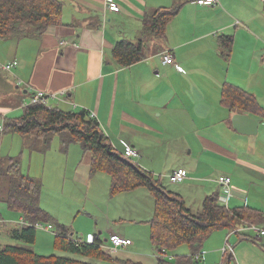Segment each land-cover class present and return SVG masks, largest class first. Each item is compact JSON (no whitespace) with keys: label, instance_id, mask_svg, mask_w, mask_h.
I'll return each instance as SVG.
<instances>
[{"label":"crops","instance_id":"1","mask_svg":"<svg viewBox=\"0 0 264 264\" xmlns=\"http://www.w3.org/2000/svg\"><path fill=\"white\" fill-rule=\"evenodd\" d=\"M63 1L62 24L51 26L38 37L20 41L0 39V45L4 44L0 59L20 60L7 81L10 79L16 88L22 89L25 103L30 102L29 96L36 89L66 91L65 100L52 102L95 112L113 145L120 151L129 145L135 147L140 152L137 159L140 165L153 173L162 186L180 194L193 211L202 208L209 194H219L222 201L220 176L225 174L232 178L229 207L248 205L264 212V115L252 109L232 110L222 101L224 85L231 82L255 95L264 107V0H220L216 5H202L197 0H116L121 6L119 11L109 9L106 0ZM174 6H178V11L170 19L166 34L162 37L147 34L144 58L120 66L113 57L117 42L138 40L146 14ZM225 36L233 38L228 56L222 43ZM166 51L174 55V63L163 62ZM28 85L34 87L31 93L26 90ZM5 96L0 89V99L3 98L0 114L9 115L13 107ZM238 111L258 120V133H243L234 127L232 118ZM21 137L22 154L25 146L31 153H43L31 164L24 163L23 156L25 174L32 175L33 167L42 169L44 161L47 164L50 158H57L65 168V175L68 174V181L87 186L86 197L90 194L97 197L107 185L111 191V175L92 171V153L79 142L66 145L58 136L61 148L57 150L53 143L45 148V143L39 142L42 138ZM36 142L39 144L35 145ZM171 142L175 147L166 146ZM65 150L67 153H62ZM6 155L11 154L1 155L0 159ZM178 168L186 169L187 174L182 181L173 182L169 174ZM44 174L46 177V167ZM5 184L0 177V198L9 206ZM113 199L115 205L109 208L111 212L107 209L104 223H100L102 212L83 213L80 204H74L70 213L73 218L68 224H72L75 235L91 240L97 234L105 240L104 247L116 256L159 264L157 249L158 257L149 254L150 259L144 261L134 254L138 251L128 248L133 241L116 247L108 238L113 233L131 238L125 216L133 213L139 217L135 221L145 224L146 230L151 227L147 228L143 217L151 219L154 215L153 191L139 186L120 191ZM15 211L22 220L23 214ZM92 218H96L95 223ZM3 220L0 215V222ZM218 229L223 230L219 232L225 235L224 242L207 248L206 240ZM215 230L196 251L185 244L191 250L183 249L181 253L188 255L172 252L178 256L170 259L178 264H219L222 251L221 264H264V234L260 237L254 230L242 233L230 227ZM253 232L256 236H252ZM6 234L10 236L8 229ZM2 243H7L5 238L0 240ZM227 243L233 244L234 251L226 258L223 253ZM198 251L202 256L196 259L194 254Z\"/></svg>","mask_w":264,"mask_h":264},{"label":"trees","instance_id":"2","mask_svg":"<svg viewBox=\"0 0 264 264\" xmlns=\"http://www.w3.org/2000/svg\"><path fill=\"white\" fill-rule=\"evenodd\" d=\"M63 9V0H0V39L20 41L42 36L51 26L63 23ZM177 11L178 6L169 9L161 7L146 14L138 41L122 39L115 45L113 57L118 64L127 66L143 59L147 34L164 36L170 19ZM232 42L231 36L222 38L226 56L231 51ZM21 90H18L21 95L16 92L17 100L8 104L10 107H23V111L18 116L0 114L3 125L0 138L6 133H18L29 140L42 138L45 140L44 147L49 148L53 136L59 134L66 145L79 142L92 153V171H106L111 175L112 194L139 186L149 187L156 196L151 237L160 252L159 264H178L168 259L164 251L183 243L197 250L216 228L235 227L248 220L264 222L262 210L248 205L231 208L219 200L217 193L207 195L202 208L192 211L180 194L166 190L153 173L144 169L134 158L126 156L125 150H118L90 110L65 108L53 103V100L49 104L25 103ZM222 101L232 110L252 109L264 115V107L255 95L231 82L224 85ZM0 177L7 183L5 190L9 206L24 216V221L15 227L6 228V221L0 222L2 231L8 229L10 236L21 242L0 244V264H144L114 255L104 248L105 240L97 234L93 241L82 240V237L75 235L71 226L65 224L60 225L56 232L55 246L91 259L37 252L28 246L37 239L36 223L52 219V214L40 203L43 181L23 172L22 157L18 155H6L0 159Z\"/></svg>","mask_w":264,"mask_h":264},{"label":"rangeland","instance_id":"3","mask_svg":"<svg viewBox=\"0 0 264 264\" xmlns=\"http://www.w3.org/2000/svg\"><path fill=\"white\" fill-rule=\"evenodd\" d=\"M23 39H29V38H23ZM137 41L138 40H136L135 42H137ZM3 50H4V44H2V46L0 45V57H1V52ZM19 65H20V60H19V64L16 65L12 69V71H5V70L1 71L0 70V75H2L0 77V89H3L5 91V95H6L5 100L8 102H13V101L17 100L18 97L17 98L15 97L16 92H17V95H21V92L18 91L19 88H16L13 85V82L7 81V77L9 76V73L14 72V70ZM18 84H20V83L18 82ZM29 86L34 88L32 85H29ZM28 91L31 92V89ZM61 92H57V93H61ZM26 97H28V96H26ZM2 99L3 98H1L0 100L2 101ZM29 99H30L29 101L31 102V96H29ZM58 100H60V99H58ZM30 102H28V103H30ZM62 106H64L65 108H69L65 105H62ZM22 111H23V107L16 108V109H15V107H13V110H11V112L9 114L11 116H18L19 114L22 113ZM58 136H60V135H58ZM58 136L54 135L53 139H52L53 147L57 150L59 148H61V144H59ZM2 137H3V139L0 141V156L8 154V153L11 155L17 154L18 156H21L22 158L24 156V163L31 164V163H36L37 160L40 157H42V155H43V153L39 152V151H34L31 153L26 146H25L24 154H22L21 152L23 150L22 149L23 148V140H22L21 135L18 133H6V134H3ZM164 138H166V137H164ZM182 138L185 139L184 136ZM39 142L41 144H43L42 142L45 143V140H42ZM39 142H36L35 145L39 144ZM174 145H175V143L171 142L170 144H167L166 146L171 147ZM59 152L61 153V151H59ZM62 153H67V152L65 150V151H62ZM88 153H91V152L89 151ZM256 155L257 154H255L254 157H256ZM139 157H140V152H139V156L132 157V158H134L137 161V159ZM57 160H58L57 158H50L48 160L47 164H46V161H44L42 169H41V166H39V169L37 167H33L32 175L40 176V179L44 183L43 191H42V197H41L42 207L52 214V219L50 221L43 222V225H41L37 228V239H36L35 243H33L32 245L28 244V246L31 248H34L37 252H40L42 254H58V255L71 256L74 258L91 259L90 257L76 255L72 252H68L66 250H62V249H59L58 247H56L55 243H54V241H56V232L58 231V229H60V225H62V224H65L66 226L72 225L71 223L68 224V222H70L73 218V216H71L70 213L72 212V206L74 204L77 206L80 204L79 210L80 211L83 210L82 211L83 213H87L86 210L87 211L88 210H94V211L98 210L99 212H102V219L100 220V223H104V221H107V214H108L107 209L109 212H111V210H109V208H113L115 205V199H113V198L116 196V194H112L110 191V186L107 185L105 192L99 191L97 197H94L92 194H90L89 196L87 195V197H86L87 190H88L87 186H82L80 183H78L76 181H68V174L66 172V175H65V168L63 167V164H60V162H57ZM67 162H68V160H67ZM45 167H46V177L44 174ZM5 182H6V180H5ZM110 185H111V183H110ZM166 190L171 191V189H169L167 187H166ZM79 196H82V197L80 198ZM194 203H196V202H194ZM226 204L228 206V203H226ZM68 205H69V207H68ZM194 208H195V210H197V208L195 206H194ZM0 212H1L0 215H2L5 219L4 221H6V228H9L10 226H13V227L18 226L19 223L21 222V220L18 219L20 217H18L17 211H15V209L10 208L6 202L1 201V198H0ZM154 213H155V211H154ZM153 216H152V218H153ZM88 217H90V216L88 215ZM138 218L139 217H137V215L134 213L131 216H125V226H128V228H129L128 231L132 235L131 239L133 240V245L132 244L129 245L128 248L130 250H133V251L134 250L138 251V253L134 252V254H137V257L141 256L142 260L148 261L150 259L149 254H151L155 257H158V252L156 251V248L153 244V240L151 237V227H149V226H151V219L152 218L149 219V217H147V215H145V217H143V219H145V221H146L145 223L148 224L147 228L149 227L147 230L145 228V224L135 221ZM92 219L95 223L96 218H92ZM87 222L90 224L88 219H87ZM118 222H121V221H118ZM262 222L263 221H258V219L257 220H248L247 222H243L244 223L243 225L255 223V224L264 228V222L263 223ZM111 223H114L113 220H111ZM50 224H52V226H50ZM116 224H119V223H116ZM237 227H241V226L237 225L235 227H230V228L234 229ZM99 230H100V228L97 231H95V233H98ZM219 231H223V230L218 229V230L213 231L211 233V235L209 236V238L206 240L205 245L207 248L212 247L213 245L217 244V242H221V243L224 242L225 235L223 234V232H219ZM245 231H248V230L238 229L236 232L244 233ZM227 232L228 231L226 229L225 234ZM109 233L110 232L107 231V234H109ZM261 235H263V234H261ZM261 235H260V237H262ZM252 236H256V234L253 232ZM234 237H235V239H239V236L237 234H234ZM3 238L6 239L7 244L8 243L9 244H15V243L21 244V242L19 240H17L16 238H13L12 236H8L6 234V231L0 232V240ZM86 240L89 241V238ZM259 242L262 243L263 241H259ZM233 243L235 244V243H237V241L236 242L233 241ZM185 244L186 243L179 244V245L173 247L172 249L167 250L166 256L169 259L170 258L172 259V257H173V259H177L178 255L173 256L172 252L179 253L181 255V254H185V253H181V252H183L182 251L183 249L191 250L190 247L185 245ZM263 244H264V242H263ZM104 248H106L107 250H109L113 253V251L111 249H109L107 247H104ZM219 249H221V248H219ZM194 250L196 251V249H194ZM223 254L225 255L226 258H227V256L233 255V253L230 254L229 252H226ZM185 255H188V253ZM221 255H222V251H221ZM221 255L219 258V261H220L219 264H221ZM201 256H202V254H201ZM130 258H132V257H130ZM196 259H199V258H196ZM192 262L196 263L195 261H192ZM234 263L235 262H233V264ZM196 264H198V263H196ZM225 264H227V263H225ZM239 264H241V263H239Z\"/></svg>","mask_w":264,"mask_h":264},{"label":"built area","instance_id":"4","mask_svg":"<svg viewBox=\"0 0 264 264\" xmlns=\"http://www.w3.org/2000/svg\"><path fill=\"white\" fill-rule=\"evenodd\" d=\"M199 4L202 5H216L220 2V0H197ZM107 6L111 10H116L119 11L121 10L120 4L116 0H106ZM162 60L165 64L168 63H174V55L171 53V51H166L162 55ZM19 64V60L17 58L8 60V61H3L0 60V70H5V71H12V69ZM178 68H181L179 64H177ZM28 90L33 89L29 85L27 86ZM54 99H60V100H65L66 99V91H62L61 93L57 92H52V91H45L42 89H36L35 91L32 92L31 94V102H44V103H51L52 100ZM76 105V104H75ZM91 114L95 116V112L91 111ZM3 129L2 123H0V130ZM125 155L128 157H137L139 156V151L133 147L132 145H129L127 149L125 150ZM187 171L184 168H178L173 170L170 174L169 177L173 182H180L184 179L186 176ZM231 176L230 175H221L220 176V182L222 183V190H223V195L221 198L223 203H228L229 200V195H230V183H231ZM43 223H36V226H41ZM52 226V224H50ZM238 229H244V230H254L258 235L264 234V228L252 223V224H246L242 225L241 227L234 228L233 231H237ZM94 238H92L90 241H93ZM110 240L112 241L113 245L116 247L119 246H126L132 243V239L129 237H126L124 235H120L118 233H113L110 235ZM234 251V246L231 243H227L224 246V253L229 252L230 254L233 253ZM164 253H167V250L164 251ZM196 258L201 257L200 251L196 252L195 254Z\"/></svg>","mask_w":264,"mask_h":264},{"label":"water","instance_id":"5","mask_svg":"<svg viewBox=\"0 0 264 264\" xmlns=\"http://www.w3.org/2000/svg\"><path fill=\"white\" fill-rule=\"evenodd\" d=\"M232 122L234 127L243 133H248V134L258 133V125H259L258 120L251 117L246 112H240V111L236 112L233 115Z\"/></svg>","mask_w":264,"mask_h":264},{"label":"clouds","instance_id":"6","mask_svg":"<svg viewBox=\"0 0 264 264\" xmlns=\"http://www.w3.org/2000/svg\"><path fill=\"white\" fill-rule=\"evenodd\" d=\"M91 111V110H90ZM24 221V218L21 220V222H23ZM39 223H43V222H39ZM37 228H38V226H37ZM109 239H110V237H109ZM82 240H84L83 238H82ZM111 241V240H110Z\"/></svg>","mask_w":264,"mask_h":264}]
</instances>
